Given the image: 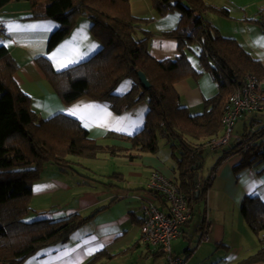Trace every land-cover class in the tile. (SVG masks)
Masks as SVG:
<instances>
[{"label":"trees","instance_id":"obj_1","mask_svg":"<svg viewBox=\"0 0 264 264\" xmlns=\"http://www.w3.org/2000/svg\"><path fill=\"white\" fill-rule=\"evenodd\" d=\"M19 1L29 3L30 19H50L59 24L50 37L49 50L70 34L80 17L90 19L93 36L102 46L96 55L59 72L47 58L39 57L38 67L65 105L88 97L121 114L147 101L149 111L143 129L134 136L123 137L131 143L127 158L134 161L141 154H157L159 139H164L176 164L175 181L193 212L197 202L206 200L213 176L228 156L244 154L236 172L264 164V142H257L259 135L264 136V128L254 133L245 129L242 141L230 145L212 166L209 176L195 181L203 168L200 149L204 146L195 141L222 134L224 108L230 96L244 86L248 75L264 80L261 61L236 40L223 37L206 18L208 13L228 16V12L206 0H152L155 16H180L179 26L166 34L178 41L180 55L157 60L149 51L153 33L146 28L155 17H135L130 0H0V11ZM193 45L200 47L196 54L199 68L188 56ZM18 69L9 49L0 46V264H22L30 256L66 243L93 217L75 214L58 221L26 220L31 212L33 186L47 165L66 172L72 168V157L95 159L102 153L117 152L116 148L93 140L73 117L57 114L43 119L34 113L30 98L14 79ZM138 71L149 81L148 89L143 87ZM203 73L211 75L218 93L205 101L201 114L192 115L181 106L175 85L187 78L198 79ZM125 80H131L132 87L118 95L116 90ZM154 196L166 204L163 196ZM241 211L260 248L240 264L264 263V201L258 196L246 197ZM103 258L110 255L99 253L89 264H97Z\"/></svg>","mask_w":264,"mask_h":264},{"label":"crops","instance_id":"obj_2","mask_svg":"<svg viewBox=\"0 0 264 264\" xmlns=\"http://www.w3.org/2000/svg\"><path fill=\"white\" fill-rule=\"evenodd\" d=\"M206 1L228 12V16L208 13L207 20L223 37L236 40L264 67V27L261 23L264 22V0ZM130 7L135 17H155L146 27L153 33L149 44L151 56L157 60L178 57V41L166 34L179 26L180 16L175 13L155 16L152 0H130ZM30 15L31 8L26 1L11 3L0 11V22L9 30L0 46H6L19 65L14 79L30 98L31 110L43 119L57 114L73 117L93 140L116 148L117 152L115 155L102 153L95 159L72 157V168L66 172L52 165L43 169L33 186L32 215H28L27 221L42 218L58 221L75 214L93 217L66 243L30 256L22 264H89L102 252L110 258H103L97 264H165L163 253L143 241L141 226L146 202L153 200L168 211L167 204L158 201L147 184L153 172L176 180L172 151L169 149L168 152L160 145L157 154H141L138 159L130 161L127 157L131 143L123 138L134 136L143 129L149 111L148 102H140L121 114L88 97L65 105L38 67L37 58L45 57L55 71H64L96 55L102 48L101 43L93 36L90 19L82 16L70 34L49 50L50 37L59 24L50 19H30ZM199 51V45H193L188 52L195 68H199L196 55ZM130 82L126 80L119 85L118 95L131 89L133 83ZM175 87L181 106L192 115L201 114L205 101L218 93L217 84L209 73H203L198 79L182 80ZM240 122H243L242 132L235 133L233 129L229 145L220 148L219 158L230 145L242 141L245 129L253 133V129L264 128V113L248 114ZM207 141L195 143L206 146ZM257 142H264V136H260ZM243 157L244 154L238 152L222 162L213 176L206 200L195 204L193 218L183 226L181 237L172 243L174 254L182 256L186 264H240L260 248L241 209L246 197L258 196L264 201V164L257 163L236 172ZM111 163L126 168L117 167L120 172H115ZM102 164L104 169L100 167ZM199 177L207 178L201 171ZM207 228L208 240L203 241Z\"/></svg>","mask_w":264,"mask_h":264},{"label":"built area","instance_id":"obj_3","mask_svg":"<svg viewBox=\"0 0 264 264\" xmlns=\"http://www.w3.org/2000/svg\"><path fill=\"white\" fill-rule=\"evenodd\" d=\"M8 34V28L0 22V44L5 42ZM251 113H264V83L254 75H248L244 86L230 96L223 111L222 134L208 139L205 145L212 150L228 146L235 125ZM147 188L151 193L163 196L168 211L161 209L153 200L146 202L141 226L143 241L163 253L165 264H186L182 256L174 254L172 243L181 237L183 226L193 218V209L178 183L160 172L150 175ZM208 231L209 228L203 241L208 240Z\"/></svg>","mask_w":264,"mask_h":264},{"label":"rangeland","instance_id":"obj_4","mask_svg":"<svg viewBox=\"0 0 264 264\" xmlns=\"http://www.w3.org/2000/svg\"><path fill=\"white\" fill-rule=\"evenodd\" d=\"M128 83H131L130 80H128ZM116 93H117V90H116ZM242 128H243V122H240V123H238L235 126L234 132L235 133H241L242 130H243ZM159 145L163 146L162 148H166V150H168V152H169V149H170V152L172 151L171 147L168 144H166L165 140L162 139V138L159 139ZM200 152H201V155L203 156V168L201 170V174L203 176L207 177L209 175V173H210V170H211L212 166H214V164L218 161V158L221 155L222 151L220 150V148H218L216 150H212V149H210L207 146H203V147H201ZM171 160L173 161V163L175 162L172 157H171ZM52 166H55V165H52ZM111 166L113 167V170H115L117 167L126 168L125 165H115V163H111ZM100 167L104 169V165L103 164L100 165ZM117 170L118 169H116L115 172H120V171H117ZM119 170H121V169H119ZM31 215L32 214H30V216ZM30 216H28L26 218V220L29 219Z\"/></svg>","mask_w":264,"mask_h":264},{"label":"water","instance_id":"obj_5","mask_svg":"<svg viewBox=\"0 0 264 264\" xmlns=\"http://www.w3.org/2000/svg\"><path fill=\"white\" fill-rule=\"evenodd\" d=\"M137 73H138L139 79H140V81H141L143 87H144L145 89H148V88L150 87V83H149V81L147 80L146 76H145V75L143 74V72H141V71H138ZM195 181H196V183L199 182V174L196 175Z\"/></svg>","mask_w":264,"mask_h":264}]
</instances>
